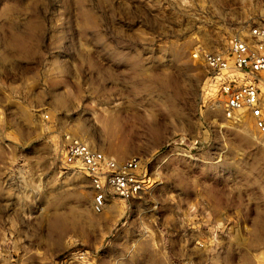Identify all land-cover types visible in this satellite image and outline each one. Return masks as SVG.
I'll use <instances>...</instances> for the list:
<instances>
[{"label": "rangeland", "instance_id": "rangeland-1", "mask_svg": "<svg viewBox=\"0 0 264 264\" xmlns=\"http://www.w3.org/2000/svg\"><path fill=\"white\" fill-rule=\"evenodd\" d=\"M258 22L264 0H0V264H264V143L193 57ZM68 134L150 186L94 213Z\"/></svg>", "mask_w": 264, "mask_h": 264}, {"label": "built area", "instance_id": "built-area-1", "mask_svg": "<svg viewBox=\"0 0 264 264\" xmlns=\"http://www.w3.org/2000/svg\"><path fill=\"white\" fill-rule=\"evenodd\" d=\"M193 57L208 72L207 93L217 94L225 117L251 118L264 143V24L249 27L244 36L233 38L223 52L198 50ZM65 140L62 163L88 179L94 213L102 212L111 199L139 198L150 186L151 179L139 156L118 161L79 137L68 134Z\"/></svg>", "mask_w": 264, "mask_h": 264}, {"label": "bare ground", "instance_id": "bare-ground-1", "mask_svg": "<svg viewBox=\"0 0 264 264\" xmlns=\"http://www.w3.org/2000/svg\"><path fill=\"white\" fill-rule=\"evenodd\" d=\"M57 223L59 224V222L61 221V219H59V218H57ZM63 220V219H62ZM65 222V221H64ZM60 224H61V222H60ZM62 224H63V221H62Z\"/></svg>", "mask_w": 264, "mask_h": 264}, {"label": "crops", "instance_id": "crops-1", "mask_svg": "<svg viewBox=\"0 0 264 264\" xmlns=\"http://www.w3.org/2000/svg\"><path fill=\"white\" fill-rule=\"evenodd\" d=\"M109 204V203H108Z\"/></svg>", "mask_w": 264, "mask_h": 264}]
</instances>
